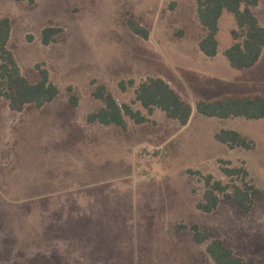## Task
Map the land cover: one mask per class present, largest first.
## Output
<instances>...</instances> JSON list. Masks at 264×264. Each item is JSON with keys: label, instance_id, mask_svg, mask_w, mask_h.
Listing matches in <instances>:
<instances>
[{"label": "rangeland", "instance_id": "1", "mask_svg": "<svg viewBox=\"0 0 264 264\" xmlns=\"http://www.w3.org/2000/svg\"><path fill=\"white\" fill-rule=\"evenodd\" d=\"M196 9L195 0H0L22 75L37 83L47 70L60 91L19 113L0 97V264H214L193 226L248 264H264V119L196 111L198 101L264 97V51L254 67L233 68L225 51L236 23L226 13L218 55L205 56ZM254 12L264 26V0ZM129 18L148 40L130 30ZM48 27L62 32L44 45ZM149 77L192 106L186 126L138 101L136 89ZM101 85L146 122H90L105 106L93 96ZM221 130L240 132L255 148L230 149L215 138ZM222 162L244 164L258 188L247 215L223 194L215 211L197 208L205 177L230 182Z\"/></svg>", "mask_w": 264, "mask_h": 264}, {"label": "trees", "instance_id": "2", "mask_svg": "<svg viewBox=\"0 0 264 264\" xmlns=\"http://www.w3.org/2000/svg\"><path fill=\"white\" fill-rule=\"evenodd\" d=\"M260 0H195L197 16L205 36L199 43L200 50L209 58L216 57L219 50L218 34L220 20L227 13L232 15L236 28L231 31L234 43L225 51L230 65L238 70L250 69L260 60L264 51V26L256 16L254 9ZM127 25L130 30L148 40L149 31L134 18H129ZM60 28L48 27L42 31V42L49 45L56 42L61 33ZM11 24L8 18L0 19V97L6 99L11 110L22 112L26 106L42 108L52 102L59 94V88L50 80L47 70L40 71V80L30 83L21 73L20 67L9 49ZM134 85V80L129 81ZM122 89L125 82H121ZM137 99L150 113L154 108L161 109L169 119L177 120L186 126L192 116L193 108L166 81L159 77H149L142 81L136 89ZM96 99L102 100L105 106L90 114V122L98 121L104 125L126 127V117L136 123L146 122L145 117L134 112L128 105H119L106 87L101 85L93 93ZM74 105L77 101L71 98ZM198 114L219 119L245 118L247 120L264 119V97L261 95L226 96L213 101H198ZM215 138L230 149L242 148L252 150L255 143L235 130H221ZM222 172L230 179L224 184L215 180L212 175L205 177L203 201L197 203L200 211L211 213L219 205V194L224 200L242 210L244 215L250 213L258 195V188L249 180V171L243 164L230 166L222 162ZM230 189L234 192L231 193ZM194 241L206 244V253L214 264H248L243 258L236 256L234 251L221 239H214L211 231H200L198 226L192 227Z\"/></svg>", "mask_w": 264, "mask_h": 264}, {"label": "crops", "instance_id": "3", "mask_svg": "<svg viewBox=\"0 0 264 264\" xmlns=\"http://www.w3.org/2000/svg\"><path fill=\"white\" fill-rule=\"evenodd\" d=\"M203 53V52H202ZM204 54V53H203ZM233 96H237V95H233ZM83 215V214H82Z\"/></svg>", "mask_w": 264, "mask_h": 264}]
</instances>
